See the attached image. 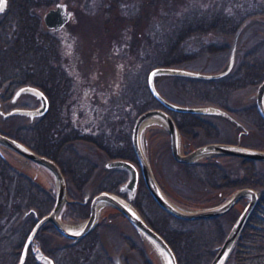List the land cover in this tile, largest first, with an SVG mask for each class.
<instances>
[{
	"label": "trees",
	"instance_id": "16d2710c",
	"mask_svg": "<svg viewBox=\"0 0 264 264\" xmlns=\"http://www.w3.org/2000/svg\"><path fill=\"white\" fill-rule=\"evenodd\" d=\"M46 2L49 0H11L8 10L2 15L0 83L10 79V84L5 85L10 86V89L30 82L41 87L48 95V112L32 125L24 126L23 130L10 134L38 152L55 159L67 177L68 188L74 197H81L84 194V186L90 181L92 168L85 156L78 158L76 164L66 156L71 143L77 140L87 141L93 143L106 157L136 161L131 144L133 116L135 112L139 113L158 103L151 92H148L145 82H141L140 85H121L117 90L104 93L98 103L87 101L84 105L77 104L67 112L68 98L75 87L62 85L63 79L68 78V75L60 69L61 53L58 42L53 38L52 30L44 28L40 16L35 11L37 6ZM144 2L146 4L143 9ZM111 3L122 7L131 6L132 9L141 8L142 12L146 13V18L150 13L148 28L137 48L140 63L145 62L146 68L181 62L184 56L192 55H188L186 51L192 46L208 50L218 49L221 45L213 41V35L235 33L243 24H249L252 17L255 20L264 19V0H109L107 5ZM150 7L155 8L152 14L148 10ZM138 17L141 18L140 15ZM263 37L262 35L260 39L262 43ZM130 38L128 36L127 43L123 44L125 50L128 49V44H131ZM257 50L258 48L250 50L240 66L238 76L220 80L227 79L222 82L228 86L259 83L264 78V50ZM129 66L134 67V64ZM175 78H180L185 88H194L195 85H208L212 88L217 85V80ZM90 91L92 92V89ZM143 94L146 98H142ZM84 96L92 95L87 93ZM130 110L133 113L132 118L125 119L121 116ZM172 113L182 130L185 121L187 124H193L199 117L188 112ZM242 162L243 174L235 179L230 178L224 168L215 162L190 164V172L201 175L206 183L213 182L214 188L249 185L261 190V200L228 264H264V174L258 172L253 160L242 158ZM112 172V183L105 187L109 190L117 189L123 181V170L115 169ZM53 204L54 196L51 193L31 177L12 169L0 156V264H17L19 261L27 236L36 222L34 213H30L25 219L22 218L25 212L35 208L39 215H44ZM135 204L144 213L138 195ZM9 214L21 215L19 237L12 233L14 228L5 229L11 220ZM146 217L175 249L180 264L205 261L206 251L202 245L196 246L197 239L194 238L193 231L174 228L167 231L154 219ZM216 219L218 218L211 220ZM46 230L61 234L52 223L47 222L37 235L40 238L39 246L58 264H105L106 259H111L95 236L97 228L76 243L67 242L53 247H47L40 237ZM11 233L12 236L9 237ZM36 254L31 248L25 264H43ZM207 262L208 260L206 264Z\"/></svg>",
	"mask_w": 264,
	"mask_h": 264
},
{
	"label": "rangeland",
	"instance_id": "374dc122",
	"mask_svg": "<svg viewBox=\"0 0 264 264\" xmlns=\"http://www.w3.org/2000/svg\"><path fill=\"white\" fill-rule=\"evenodd\" d=\"M105 1L49 0V2L37 6L35 10L40 16L44 28L52 30L51 34L58 42L61 53L59 55L60 69L68 75V78L63 79L62 85H74L75 87V90L68 98L67 112L70 111V108L76 107L77 104L84 105L83 103L87 101L98 103L104 93L117 90L121 85H135V83L140 85L141 82H145L148 92H150L148 87L149 73L152 68L161 66L155 65L151 68H146L145 62L140 63V55L137 52L143 33L149 25L150 13L146 18V13L142 12L141 8L132 9L131 6L122 7L112 3L108 6L107 2L109 0ZM60 2L66 4L67 10L72 13L71 17L60 28H50L47 26L44 16L50 8L55 7ZM10 3L11 0H8L9 6ZM145 4L146 2H144L143 9ZM154 9L150 7L148 10L152 14L155 11ZM251 19L244 31L241 32L236 43L237 31L229 35L218 33L213 35L214 37L212 38L214 42H218L221 45L220 48L208 50L192 46L186 49L187 54L192 55L184 56V60L181 62L163 64L182 66L204 72H217L227 64L236 45V61L232 71L222 78L202 79L217 80V85H213L212 88L208 85H195L194 88H185L181 79L175 78L184 76H161L157 78L156 84L162 94L175 102L189 105L217 104L232 112L244 124L245 128L250 129L249 134L243 136V142L249 146L264 149V119L258 112L255 95L259 83L264 78L255 85L239 86H228L225 82H222L227 79L220 80L238 76L240 66L247 58V55H249L250 50L254 48H258L257 51L264 50V43H262V40L260 41L262 35L264 36V19L255 20L254 17ZM128 36L131 37L129 41L131 44H128L129 47L125 50L123 44L127 43ZM116 47L117 50H115ZM129 64H134V67H130ZM9 84L10 79L0 83V85H4L0 87V90H2L1 99L3 95L2 103L5 111L10 110L14 106L35 107L39 104V99L30 94L21 96L17 103H11L10 100L16 89L26 83H21L19 86H14L10 89V86H5ZM90 89H92V92ZM87 93L92 96L85 97L84 95ZM142 98H146V95L143 94ZM154 99L158 103L156 106H161V103L156 98ZM156 106L150 105L148 108ZM66 110L65 114L67 115ZM136 113L133 116L130 110L121 116H124L125 119H130L133 116L135 121L139 115V113ZM84 114L86 115V113ZM193 114L199 116L193 124L189 122L187 124V121H185L183 130L178 125L182 134V149L184 152H189L207 142L235 141L238 138L240 129L243 128L242 126L235 128L233 123L220 116L203 113ZM172 115L174 116L173 113ZM134 121L132 122V127ZM27 125H32L28 116L14 115L5 117L0 114V131L2 130V132L8 134L16 133L23 130L24 126ZM145 133L144 145L148 152L153 172L163 189L177 203L191 207L212 206L222 202L229 194L240 187L214 188L212 186L213 182L206 183L201 175L191 173L190 164L195 163L180 162L174 157L171 149L170 134L164 127L153 125ZM0 148L4 153V155L0 153V156L5 159L12 169L31 177L34 182L55 197L56 183L54 176L48 169L11 149L3 146ZM66 153V156L73 164L78 163V158L87 157V163L89 162L90 164L88 165L92 168V175L90 176V181L84 186L83 196L74 197L70 188H68L70 200L66 202L61 212L64 219H83L89 214L90 201L93 195L105 190V187L112 183L114 178V172L112 171L115 169L123 170V181L114 191H119L121 185L128 180L129 172L123 168L106 167L107 161L115 158L106 157L93 143L87 141L77 140L71 143ZM208 160L221 165L230 178H239L243 174L241 157L222 155L216 158H206L202 163L209 162ZM133 162L138 164L137 157L136 161ZM254 162L258 172L264 174V161L254 160ZM139 181L140 186L138 182L139 188L137 187L136 195L139 197L144 213L139 210L145 218L149 216L159 225L165 227L167 231L172 228L193 231L194 238L197 239L196 246L202 245L206 251L205 261H199L197 264H206L207 260V264L210 263L217 251V246L221 244L232 223L247 203L246 199L240 200L228 213L217 217L216 221L211 220L213 218H209L206 221L199 219L186 220L168 213L155 201L141 174ZM121 194L128 196L129 192L124 191ZM85 196H88V199L83 202ZM103 213L95 236L111 257V259H106L105 264H115L114 259L116 257H120L123 264H160L156 255L147 247L138 231L121 212L117 209H106ZM9 216H11V220H9V224L5 229L14 228L12 233H16V237H19L21 233L19 232L21 227L19 219H25L26 216L23 215L22 218H20V214H9ZM19 224L20 226L18 227ZM12 233L9 234V237L12 236ZM37 235V247H40V242H38L40 238ZM40 237L42 241L46 242L47 247L69 242L68 239L49 230H46Z\"/></svg>",
	"mask_w": 264,
	"mask_h": 264
},
{
	"label": "water",
	"instance_id": "95a60500",
	"mask_svg": "<svg viewBox=\"0 0 264 264\" xmlns=\"http://www.w3.org/2000/svg\"><path fill=\"white\" fill-rule=\"evenodd\" d=\"M7 8L8 0H6L4 10L0 12V15L3 14ZM71 14V11L67 10L66 4L60 2L46 12L44 19L48 27L58 29L70 19ZM246 26L247 23L243 24L236 32L235 43ZM236 54L237 46L235 45L227 64L217 72H204L171 65H161L151 69L148 77V87L154 98L161 103V106L151 107L142 111L134 121L131 132V143L138 164L124 158H115L107 161L106 167L108 168H123L128 170L129 178L121 185L119 191L105 189L96 193L91 199L89 214L83 219H64L61 216V212L70 198L68 195L67 179L58 162L36 151L22 140L0 131V147L3 146L7 149H11L27 159L42 165L52 173L56 183L55 201L49 212L42 216L38 214L35 208H31L25 212V216L34 213L37 220L25 241L17 264L26 263L31 248L37 253V259L43 264H58L55 259L44 252L42 248L36 247V235L40 228L46 222H51L61 235L70 239L71 243H76L95 230L104 214V210L110 207L119 210L132 223L147 247L156 255L160 264H179L177 253L172 245L161 232L147 221L134 203L140 174L155 201L168 213L186 220L217 218L228 213L240 200H247L244 209L232 223L221 244L217 246V251L209 263L228 264L237 248L246 225L250 221L252 214L261 200L260 189L249 185L240 186L222 202L207 207H191L179 204L167 194L156 178L148 152L144 145V136L150 126L164 127L170 134L172 153L180 162L197 163L202 162L206 158L222 155L264 161V149L243 145L240 142H207L189 152H184L182 149V134L171 113L172 111L216 115L229 120L236 127L244 126V124L233 115L232 112L217 104L207 103L189 105L170 100L162 94L156 84L157 78L161 76H184L197 79L222 78L232 71L236 61ZM1 94L2 90H0V114L5 117L13 115L28 116L31 123H33L35 119L43 117L50 107V100L45 91L38 85L31 83L20 85L10 101L13 104L17 103L21 96L30 94L34 95L40 101L35 107L14 106L10 110L5 111ZM255 95L257 99V109L264 119V79L259 83ZM0 153L4 155L1 148ZM124 191H128L129 195L125 196L121 194ZM87 199L88 196H85L83 202H86ZM114 262L115 264H123L120 257H116Z\"/></svg>",
	"mask_w": 264,
	"mask_h": 264
},
{
	"label": "flooded vegetation",
	"instance_id": "af4514ba",
	"mask_svg": "<svg viewBox=\"0 0 264 264\" xmlns=\"http://www.w3.org/2000/svg\"><path fill=\"white\" fill-rule=\"evenodd\" d=\"M8 8H9V4H8ZM7 8V9H8ZM2 15V14H1ZM1 15H0V17H1ZM2 99H3V95H2ZM4 101V100H3ZM256 106H257V99H256ZM243 128L242 129H240V132L238 133V138L235 140V141H231L232 143H238V142H240L241 144H243V145H247V144H245L244 142H243V140H242V138H243V136L244 135H247V134H249V132H250V129H248V128H245L244 126H242ZM235 128H238V127H236L235 126ZM245 129H247V130H245ZM2 131V130H1ZM4 133H6V132H4ZM247 146H249V145H247ZM230 156V155H229ZM211 158H213V157H211ZM214 158H216V157H214ZM241 158H243V157H241ZM209 161V160H208ZM210 162V161H209Z\"/></svg>",
	"mask_w": 264,
	"mask_h": 264
},
{
	"label": "snow or ice",
	"instance_id": "6c2138e0",
	"mask_svg": "<svg viewBox=\"0 0 264 264\" xmlns=\"http://www.w3.org/2000/svg\"><path fill=\"white\" fill-rule=\"evenodd\" d=\"M6 3V0H0V12L4 10V4Z\"/></svg>",
	"mask_w": 264,
	"mask_h": 264
}]
</instances>
